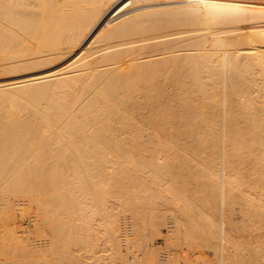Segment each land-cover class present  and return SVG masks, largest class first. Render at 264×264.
Here are the masks:
<instances>
[{"label": "bare ground", "instance_id": "obj_1", "mask_svg": "<svg viewBox=\"0 0 264 264\" xmlns=\"http://www.w3.org/2000/svg\"><path fill=\"white\" fill-rule=\"evenodd\" d=\"M43 1H45V0H42V1L41 0H0V51L4 52L5 49H9L12 47L13 49H11V50H13V52H14V49L16 48V47H14V45L16 46V44H17V48L15 49V50H17V54L15 56H13V58L9 57V59L7 60L8 62L7 63L4 62L3 66L5 68H8V70H11V71H18L19 72L21 70H27L31 73V74H29V78H27V79L14 81L11 83L0 84V198H1L0 201L4 202V203H0V211H2V213L5 216H8L12 213V204L11 203L13 201L11 202V199H10L11 195H15V196H18L19 194H21V196H22V194L27 195L30 198V200L25 198L28 203L30 202V204H31V203L35 202L38 205V208L46 214L47 223L48 222H49V224L51 223V229L54 233L55 245H54V247L51 246V249L49 248L48 250H50V253H51V255H49V256L53 255L52 258L50 259L51 263H53V262L55 263L56 261L69 258V256L72 259L71 255L68 253V249L66 250V247L68 248V246L70 247V244L73 245L76 242H78L79 241V240L77 241L78 237L80 238V241L86 246L85 249H87V251H89V252H92L94 255L97 252L101 242L112 243L114 245H115V243H117L116 242L117 238L115 235V228H116L115 227L116 217L114 215L115 213L113 215L107 213L105 218L101 219L100 222L97 221L98 223L96 224V218L98 219L96 214L100 213L101 211L103 212V210L104 211L105 210H108V211L112 210V209H108V207H107L109 204L108 203L109 201L107 202L105 200V198H108L109 196H108V190H106L107 188L104 187V181L107 182L106 179L104 180V178H106V170L109 167V165H114V166L118 165V168H119V165L120 166L121 165H127L128 168L130 166L131 167L133 166L138 170V172L135 169L132 171H136L137 173L141 172V174L142 173L143 174L148 173L150 176L154 177L155 179H157V178L160 179L159 176L157 175V172L160 173L161 169L159 168L160 165L158 167H157V165L160 164L161 162L163 163L164 160L162 159L161 162L158 161L159 163L156 161L157 162V164H156L154 160H151L155 156L154 155L155 153L150 154L151 151L150 152L148 151L146 153L147 150L145 149V147H146V145H151V146H154L155 149H158V146L161 145V144H158V146L156 145L158 143L157 141H159V139L161 137L160 136V131H161L160 126L163 125L162 122L164 121V120H161V118H160L161 117V110L160 109H163V104H165V102L167 100L162 104V107H160L161 106V102L159 100L161 97L160 90L154 89L155 92L150 91L149 94L146 92H143V91H142L143 92V94H142L141 91H139L140 92L139 93L138 91H136L134 89L129 90V88L127 89L124 85H121V83L119 84L118 79H117V77H119L118 75H121V74L124 75L125 73H127L130 70L129 67L132 66L134 63H135V65L141 64V69H139L138 71L141 72V70H142L143 73L141 75L146 76V77H148L152 72H153V74H151V76L159 74V73H157V71L159 72L164 68H170V69H172L171 71H173V72L178 71L181 73L184 71V72H192V73L194 72V74H195L196 72H198V70L203 69V72L205 70L208 72V74L211 72L217 74L218 71L219 72H221V71L226 72L227 71V74H228L229 73L228 70L230 68L238 67L240 65L245 66L246 68H251V69H252V67L256 68V66L257 67H263L262 66L263 61L260 58L263 55L260 52L255 51L257 48L254 50V49L249 48V47L244 48L243 46L244 45L250 46V45L257 43V44L264 47V38L258 37L257 35L255 37H252L253 35L250 37L249 36L250 34H248L244 39H240L238 36V33L237 34L234 33L235 35L232 34V36H231L230 34H227L226 30L224 32V28H226L227 26L224 25L225 26L224 27L222 25L224 28L221 27V24H222L221 21L223 20V18H226L225 17V15H227L226 14L227 12H225L226 10L223 12L218 11L219 14H217L218 13L217 12L216 13L217 15H214L213 13H215V12H212V10H211L212 14H209L211 12L205 13L208 11L207 9H206L207 11H201V10H199L193 6H189V7L186 6V8L184 6V8L187 11H186V14L184 16L179 18V21H180V23L182 22V24L184 23L185 25H187L190 28L187 29V31H189V33L188 34L185 33L187 35L186 36L187 38H185L184 41L182 40V42H184L183 44L181 43L182 45H180V42H176V43H179L178 45H180V46H178V45L176 46V43L175 44L173 43L172 35L170 33L164 34L163 36H160L161 40L159 43L154 44L151 41H143V42L135 43V45L140 44L141 50L139 53L141 55L139 57H137L134 54H130V55H133V57L129 58L130 60L127 59V61H129V62H125L122 60L121 56L117 53L118 50H115V49H117V47H119V44H120L119 42H121V41L111 42V40H107V41L104 39L101 40V39H99V37H101L100 35L103 32L110 35L114 28L117 29L116 28L117 26L118 27L120 26V28H121V26H124V25L128 26L129 24L128 25H126V24L130 23V21L133 22L134 15H132L131 13L126 14V15L123 14V16L121 15L120 17H117L116 19L109 21V22H107V23H105L99 27V22L101 21V19H99V20L95 19V18L93 19L94 16L92 17L91 14H89V13H94L96 11H99V9H102L101 8L102 6L107 7V10L109 11V9L110 10L114 9L113 7L115 4L117 5V3H114V5H112L111 0H107V1L102 0L104 2H101L99 4L93 2V0H49L48 3H45ZM82 1L85 2V7L82 8V6H80V8H82L83 10L85 9L84 13L82 10L79 11L78 10L79 8L73 7V6H76V4L81 3ZM113 2H115V1H113ZM165 3H166V6H170L169 8H167L168 10H175L176 9L175 7H171V5L174 4L175 2L164 1L161 4L159 3V4H155V5L159 6V5H164ZM82 5H84V4H82ZM78 7H79V5H78ZM147 7H149V6L147 5ZM150 8H151V6H150ZM131 9H134V8H131ZM102 11H105V10H102ZM112 11L113 10H111L109 12L111 13ZM105 13H107V12H105ZM80 15H82V16H80ZM94 15H96V14H94ZM105 18H107V17H105ZM263 18H264V15H263ZM232 21L234 22V20H232ZM143 24H145V23L143 22ZM131 25H132V29H134V30L140 29L139 27H137V25L134 22ZM261 25H262V23H261ZM96 26L98 27V29L95 32L94 29H96ZM125 26H124V28H125ZM142 26H144V25H142ZM142 26L140 25L141 28H142ZM230 26L232 27V25H230ZM148 27H150V26H148ZM239 27H241V26H239ZM143 28H145V27H143ZM128 29H126V30H128ZM132 29H130V31ZM137 30H135V31H137ZM180 30H184V28H182ZM230 30H232V29H230ZM184 31H186V30H184ZM160 33H159V35H160ZM107 34H105V35H107ZM234 36H238V37L234 38ZM102 38H103V36H102ZM105 38H106V36H105ZM211 38H220V44L217 46H213L210 42V40H212ZM139 39H141V38H139ZM120 40H122V39H120ZM124 42L126 43L125 40H124ZM208 43L211 46L209 49L206 47V45ZM131 44H133V43H131ZM155 45H161L162 46V48H161L162 52L155 53L154 52L155 51ZM84 46H87L86 50H84L83 52H80L81 50H83ZM175 46L177 48H175ZM20 52L24 53V54H21ZM10 53H11V51H10ZM218 53H220L219 55L223 54L224 56L222 55V57H226L227 62L225 63V65L224 64L222 65V63H220V62H222L221 60H224L225 58L223 59L222 57H220V60H219V56L217 57ZM0 54H2V53H0ZM252 55H255L253 57L255 60L254 59H253L254 61L250 60V62L247 61L249 58H251ZM67 59H70V61H68L62 67H60L58 69L55 68V70H52V71L46 70L47 68H49L53 65L62 63V61H65ZM244 59H247L246 63L242 62ZM262 59H264V58H262ZM2 61H3V59H2ZM0 64H1V62H0ZM6 66H8V67H6ZM223 66H225V67L223 68ZM101 67H104V68L100 69ZM256 69H253V70H256ZM259 70L262 71L261 69H259ZM244 71L245 70H243V73H244ZM161 72H163V70ZM178 72H177V74H178ZM192 73H189L191 75L190 77H193L194 74L192 75ZM222 74H224V73H222ZM186 75L187 74H185V76H184L185 77L184 81H186V79H187ZM202 75L204 77H208L207 74H206V76L204 75V73ZM210 75H211V78H213L214 75L212 73ZM180 76L181 75L178 74V77H180ZM195 76H194L195 80L199 79L198 80L199 83H197V81L195 82V80L193 81L192 79H194V78L191 79V81H192L191 83L194 82V84H192L194 86H196L195 83L200 84V85H198L200 87H196V88H198V90H199L203 87L201 89L202 91L201 90L197 91L194 89L195 88L194 87L193 88L194 92H193V89L191 87H189V84H188V86H186L187 84L186 85L184 84V86H182V89H180L181 91L179 90L180 92H182L183 89L185 90L184 93L182 92L184 98L182 96H181V98H183L185 100V97H187L188 102H191L190 100H193L194 98H196L197 97L196 95L199 96L200 92H201L200 95L202 96V98L203 97L208 98V96L206 97V95H209L208 92H210V94L213 92H216V90L213 91L215 89V87L213 90H211L209 88L208 84L205 86H204V84H202L203 83L202 80L205 81L204 83H206V82L209 83V81H206V79H204L203 76H202V78H201V76L198 78V74ZM216 76H219V74H217ZM251 76H253V75H251ZM178 77H176V80ZM182 77H183V75H182ZM254 77L255 76H253V78ZM256 77H258V76H256ZM149 78H150V76L146 79L148 80ZM239 78L242 79L241 76ZM189 79L190 78L188 75L187 83H188ZM151 81L152 80H150L149 82H151ZM138 82H139V80H138ZM223 82L225 83V81H223ZM228 82L226 80V83H228ZM181 83L183 84V82H179V84L177 83L176 86L181 85ZM210 83H213V82L210 81ZM227 85H230V83ZM154 87H157V86H154ZM160 88H162V87H160ZM176 88H174V89L176 90ZM208 88H209V91L206 90ZM212 88H213V85H212ZM141 89H142V87H141ZM151 90H153V89H151ZM262 90H263V88H262ZM176 91H178V90H176ZM195 91H196V93H195ZM153 92H154V94H153ZM172 92H174V91H172ZM197 92H198V94H197ZM182 93H181V95H182ZM192 93L196 94V95L193 94L195 96V97L193 96L194 98H191ZM203 93H204V96L202 95ZM213 94L209 95V98H210V96L213 97ZM215 94H218L217 98L219 99V95H220L219 92L217 91V93H215ZM215 94H214V96H216ZM171 96H173V95H171ZM179 97L178 96L175 97V99L177 98L178 102H179V100H178ZM181 98H179V99H181ZM189 98H190V100H189ZM217 98L215 97L216 100L214 98L208 99V100L206 99L207 104L210 103L208 105L209 108L211 107V105L213 107L212 110L210 109L211 110L210 112H212L214 110L218 111L217 106H219V104L217 103V100H218ZM183 99H182V101H183ZM251 99H254V96ZM204 100L201 99L202 103L206 102ZM209 100H210V102H209ZM194 101L197 102L196 100H194ZM195 102H194V104H195ZM26 103H29L30 106L28 104L26 105ZM185 103L187 104V102H184V104ZM191 103H190V105H191ZM10 104H11V107H10ZM16 104L21 105L22 108H23L22 105H24L25 109H27L28 111L26 110L27 112L25 113V110L23 109V111L25 113V114H23V112H22L23 115L14 112L13 110H15V109H12V107H15ZM174 104H176V102ZM174 104H172V105H174ZM180 104H181V100H180V103L178 105H180ZM203 104L201 105V107L205 106V108L207 109L208 106L203 105ZM165 105H164V107H165ZM172 105H171V107H172ZM181 105H183V104H181ZM167 106H169V105H167ZM193 106L194 105L192 104V107ZM248 106H250V105H248ZM259 106H260V104H259ZM175 107H174L173 111H175ZM216 107H217V109H216ZM178 108H180V106ZM192 109L198 110L200 108H197V107H195V109L190 108L189 110L191 111V113H192ZM179 110L180 109H178V112L182 111V110L181 111H179ZM197 110H195V111H197ZM201 110H203V109H201ZM208 110L209 109H207V111ZM254 110H255V108H254ZM136 111H138V114H136ZM169 111L170 110L167 109L166 113ZM186 111H188V109ZM190 111H188L189 112L188 115H187V112L185 113L186 116H188V118L190 115ZM207 111H205V113H207ZM215 111H214V113H211V115L214 114V116L213 115L211 116V117H213L214 121H215L214 117L216 118V116H215L216 112ZM201 112H199V113H201ZM220 112L221 111H219V113ZM171 113H172V111H171ZM174 113L176 115V112H173V114ZM199 113H197V114H199ZM243 113H244V111H243ZM249 113L252 114V112H250V111H249ZM249 113H248V115H249ZM149 114L154 115L155 116L154 118L157 120L159 119L160 122L156 121L154 123L149 124V123L142 121L141 118L136 117V115L146 117ZM164 114H165V111H164ZM164 114H162V115H164ZM195 114H196V112H195ZM203 114L204 113H201V115H203ZM207 114H209V111ZM182 115L180 114V116H182ZM228 115L229 114H227V117H229ZM194 116L195 115H193L192 117H194ZM217 116H219L218 112H217ZM221 116H222V113H221L220 117ZM171 117H174V116L172 115ZM183 117L184 116H182L181 119H183ZM254 117L255 116L253 114V120H254ZM186 118H184L185 120L184 119L182 120L185 123H186V120H188V118L187 119ZM203 118H207V115H206V117H204V115H203L202 118L200 116V120H201L200 123L203 122V120H204ZM209 118H210V116H209ZM222 118L223 117H221L220 119H222ZM178 119H179V115H178ZM231 119H228V120H229V122L231 120V123H232L234 118H231ZM195 120L196 119L194 118L193 119L194 123L195 124L198 123V125H199V122H196ZM218 120H219V117H218ZM261 121L262 120H260V118H258V120L255 123V127H256L255 129H258V130H255V132L259 131L260 137L262 134H264V120L262 122ZM75 122L77 124L81 125L80 126L81 128H79V129H81L82 134H80V132L77 130L76 125L75 126L73 125V123H75ZM174 122H176V121L174 120ZM236 122L237 121H235V123ZM204 124L205 123H202V125L200 124L201 126L200 125L199 126L201 128H202V126L205 127ZM207 124H208V122H207ZM207 124H206V128L208 127ZM227 124L229 125L228 122L226 123V126H227ZM183 125L185 126V124L182 123V125H181L182 127L179 126L178 128L181 130V128H183ZM191 125L189 124L190 127H191ZM193 126H195V125H193ZM193 126L191 127V129L188 128L189 132H187L186 129L184 130V128L180 132H183V130H184L183 134L185 133V131L187 133H190V131H192L194 133L196 130L194 129L195 127L193 128ZM209 126H211V125H209ZM228 127H229L228 133H230V134L228 135L226 133L228 135V137H226L227 139L230 138L229 136L231 135V132L234 133L236 130L238 132V129L241 128L240 127L238 129H236L237 127H234L233 124L231 126H228ZM252 127L253 126H251L250 128H252ZM197 128H199V127L197 126ZM207 129H210V127ZM207 129H203V130H207ZM252 129H250V130H252ZM210 130H207V131L212 133L213 129L211 128ZM176 131H178V130H176ZM214 131H216V130H214ZM197 132H199V131H197ZM200 132H202V131H200ZM203 132H205V131H203ZM252 132H254V131H252ZM220 133L218 135H220ZM233 133H232V135L236 134V133L235 134H233ZM249 133H251V132H249ZM183 134H182V136H184ZM190 134H189V137H191ZM207 134L209 135V133H207ZM213 134L214 133H212V136H213ZM178 135H179V133H178ZM191 135L193 136V134H191ZM186 136H188V135L186 134ZM195 136L199 137L197 135V133H196V135H194V137ZM212 136H209V137H212ZM205 137H206V139H203L204 138L203 137L202 141L205 140V142H206L207 139L210 140L209 138H207L208 136H205ZM218 137H221V135ZM238 137H235L236 139L234 138L235 141L231 137V139L235 142V143L233 142L234 144L237 143L236 140H240V137H239V139H237ZM186 138H188V137H186ZM199 138H198V140L201 141ZM189 139L190 138H188L187 140H189ZM163 140H164L163 144L166 143L165 139H163ZM183 140H185V139H183ZM212 140H214L213 137L211 139V142H213ZM219 140H221V138ZM219 140L217 141L218 143L220 142ZM166 141H167V139H166ZM189 141H192V140H189ZM227 141H226L225 148L228 144ZM184 142H181V143H184ZM239 142H238V144H239ZM258 142L259 141H257V143ZM135 143L138 144V145L136 144L137 148L135 146ZM159 143H160V141H159ZM167 143H169V141H167ZM171 143H169L170 145L167 144L166 152L169 151L167 153H170L171 150H173V153H174L175 148L169 150V148H171V145L173 144V143L172 144ZM208 143H206V144H208ZM252 143H254V142H252ZM189 144H191V143H188L185 145H187V147L191 148L192 145H189ZM195 144L197 145L198 143H195ZM200 144H201V142H200ZM232 144H230V145H232ZM243 144H246V143L244 142ZM256 144L255 145L251 144V145L256 146ZM261 144H262V141H261ZM261 144L259 143L258 145H261ZM196 145H195V147H196ZM263 145H261V146H263ZM155 146H157V148ZM172 146H175L178 148V146H176V145H172ZM212 146H213V144H212ZM214 146L216 147V145H214ZM235 146H237V144ZM239 146H240V148L242 147V145H239ZM161 147H159V148H161ZM163 147H166V144ZM219 147L221 149L222 146L219 144ZM151 148L153 149V147H151ZM151 148H150V150H151ZM229 148L227 147V149H229ZM240 148H237V149L240 150ZM147 149H148V147H147ZM179 149H181V148L179 147ZM233 149H231V151H229L230 154L232 153ZM245 149H244V151H246ZM190 150H184V146H183L182 153L184 155H186L188 158L189 157L188 153H191V152H188ZM193 150L194 149H192V153H193ZM195 150H196V148H195ZM216 150H213V151H216ZM249 150H251V149H249ZM260 150H263V149L261 148ZM154 151L155 150H153V152ZM236 151H238V150H236ZM134 152H136V154ZM176 152H175V154H176ZM219 152H222V151H219V149H218V153ZM171 153H172V151H171ZM182 153L180 152L178 155H182ZM194 153H196V152H194ZM214 153H216L215 155H217V151ZM227 153H228V150L225 154H227ZM220 154L217 156L221 157L222 154L221 155ZM236 154L238 155V152H236ZM236 154H235V156H236ZM263 154H264V152H262V155ZM195 155H196V157H198L197 154H194L192 156L195 157ZM156 156H157V154H156ZM208 156H209L208 159L210 158L213 160V158H211L212 156H210V155H208ZM232 156L234 157V155H232ZM259 156H261V155H259ZM167 157L170 158L171 155H167ZM177 157L179 160H181V158H179V156H177ZM182 157H183V155H182ZM227 157H229V156L225 155L223 162L221 161L222 157L220 158L221 160L220 159L216 160L217 157H215V160H213V162L210 161L211 164H210V162L206 163L208 161H206V159H205V163L209 164V167H210V165H213V163H215L214 161H216L218 163H220V161H221L222 166H217L218 168L217 167L216 168L218 170L213 172V173H215V175H213V174L212 175H213V177H215V180H217L216 177H218V180H220V182H221L220 186L217 187V191H218V193H220L222 200L231 202V201H233L232 195L236 191L235 189H237V191L240 190L239 194L242 193V189H240V188L238 189L237 186L240 187L241 184H244L242 186H244V188H245V185H246L245 183H248V182L243 183L242 180L239 178V175H242L243 173L241 172V167H239L240 168V172H239V168L236 167V165L238 166V164H240V163H237L236 160L231 162V160H234V159L230 160V157H231V155H230L228 160H230L229 161L230 163L236 162V164L234 163L235 164V166H234V164L228 163ZM262 157H264V156H262ZM262 157H261V159H262ZM163 158H164V156H163ZM165 158H166V156H165ZM190 158L191 157H189V159ZM202 158L204 159L205 157H202ZM257 158H259V157H257ZM158 159H159V156H158ZM158 159L156 158V160H158ZM184 159L186 160V158H184ZM184 159L182 160L183 162L185 161ZM189 159H188V161L187 160L186 161L190 162ZM197 159H199V158H197ZM165 160L167 161L169 159H165ZM237 160L239 161V159H237ZM261 161H262L261 163L264 162L263 159ZM191 162H192V158H191ZM257 162H260L259 159L257 160ZM197 163L199 164V162H196L195 164L198 165ZM165 164L167 165V164H169V162H167ZM228 164H229V167L227 166ZM128 165H130V166H128ZM153 165H156L155 168L157 167L156 172L154 171ZM166 165H165V167H166ZM230 165L231 166L233 165L234 168H236V169L232 170L231 169L232 167H230ZM58 166L67 167L66 171L58 169L57 168ZM239 166H241V164ZM123 167H125V166H123ZM150 167H153V171L149 170ZM111 168H112V166H111ZM122 168H121V170L124 171ZM158 168L160 170H158ZM228 168L231 169V171L233 173L232 175L230 174V170ZM237 168H238V171H237ZM114 170H112V173H114V174L117 173L115 175H118V172H120V170L118 172L117 171L114 172ZM206 170H207V168H206ZM234 171H236V173H238V172L240 173V174L238 173L239 175L236 177V178H238L239 181H237L236 178L233 179L235 183L239 182L238 184L236 183L237 185H235L234 182L232 181V176H234ZM127 172L128 171H125L122 173L127 174ZM136 172H134V173H136ZM165 172H167V171L165 170ZM260 172L263 173V176H264V172L261 170H260ZM161 173H163V170ZM141 174L140 175H138V174L132 175L130 172V175L127 174L126 176H127V178H130L129 181H132L131 182L132 184L133 183L137 184L138 183L137 179L143 178L142 177L143 174L142 175ZM148 174L146 176H149ZM164 174L165 173H163L162 175L166 177V175H169L171 173H166V175H164ZM119 175H120V173H119ZM236 175L237 174H235V176ZM169 176H171V175H169ZM169 176H167V178H169ZM173 176H174V174H173ZM120 177L122 178V176H119V178ZM124 177L125 176H123V178ZM160 177H162V176L160 175ZM260 177H261V175H260ZM127 178L125 177V179H127ZM174 178H177V177L174 176ZM262 178H260V179L264 181V179H262ZM150 179H152V178H150ZM170 179H172V178L170 177ZM173 179L171 181H173ZM246 179H248V178H245V180ZM142 180L144 181V179H142ZM142 180L139 179L138 181L139 182L141 181V183H143ZM176 180H175V182L178 181V180L177 181ZM212 180L213 179H211V181ZM249 180H251V179L249 178ZM135 181L137 183H135ZM146 181H147V179H146ZM171 181H170V185L171 184L172 185L170 187H168V190H169V188H170V190H173L172 186L174 187L175 183L173 182L174 183L173 184ZM214 182H216V181H214ZM162 183H163V181H161V184ZM140 184L137 185V187L139 186V192L142 189L144 191L145 188H147V190L150 189L148 186L149 183L146 182V185L147 184L148 185L145 188H144L145 184H144V186L143 185L141 186ZM150 184H152V183H150ZM161 184H159L160 187H161ZM248 184L250 185V183H248ZM113 185H114V183H113ZM125 186H127V184L125 185V183H124V187ZM140 186L143 187V188H141V190H140ZM151 186L152 185H150V187ZM167 186H169V185H167ZM175 186H177V187H175V190H173V192L170 190L168 191L170 196L172 195L171 196L172 198H173V195L175 196V194H177V192L181 194L182 193L181 190H183V188L182 189L179 188L180 186H178L176 184H175ZM158 187H156V188H158ZM160 187H159V191H160ZM248 187L245 189H248L247 192L249 194V192H250L249 188L250 187L249 188ZM263 187H264V184H263ZM119 188H121V187H119ZM119 188L117 187V189H119ZM125 188H127V187H125ZM129 188H130V186H129ZM260 189H264V188L261 187ZM114 190H116V189H114ZM147 190L145 189V191H147ZM152 190H153V188H152ZM152 190L150 191L151 195H153L152 193L157 195V193H155V190L154 191H152ZM127 191H128V189L127 190L125 189V192H127ZM130 191H131V188H130ZM134 191L135 190H133V192ZM174 191L176 193H174ZM156 192H158V191H156ZM171 192H172V194H171ZM184 192H185V190H184ZM117 193L120 196L121 192L119 193V191H118ZM146 193L148 194V192H146ZM125 194H127V193H125ZM131 194L132 193H129L128 197L129 196L131 197ZM161 194H163V191H162V193H160V192L158 193V195H161ZM183 194H181V195H183ZM163 195H165V191H164ZM246 195H247V193H246ZM261 195H259V197H262L264 199V197ZM91 196H93V199H94V197L96 198L95 201L90 202L88 200L89 197H91ZM157 196H155V197H157ZM234 196L235 195H233V199H235V201H234L235 203L240 202V204H241L242 201H245V203L247 202V197L243 196V194H242V196L245 197V199L241 196L244 199V200H242V198L238 195L239 196L238 202H236L237 195H236V197H234ZM249 196L250 197L248 199L250 200V198H252V197H251V195H249ZM18 197H20V195ZM133 197H134V194H133ZM152 197H148V199L150 198V201H151ZM163 197L164 196H162V198H161L162 200H163ZM22 198H23V196H22ZM129 198L126 200L127 202L124 203V204H126V206H128V203L131 204L130 201L128 202ZM157 198H155V199L152 198L153 200H155V201L152 200L154 202L155 207H157V205H158V204H156ZM159 198H158V201L160 203L161 200H159ZM257 198H258V196H257ZM124 199H125V196H124ZM132 199L133 198H131V200ZM144 199H142V201H144ZM146 199H147V197H146ZM258 199H261V198H258ZM117 200L119 203V199H117ZM164 200H165V198H164ZM18 201L22 203L21 204V206H22L24 203L23 200L20 199ZM123 201L125 202V200H123ZM250 201L247 203L248 205H249V203L252 202V201L251 202ZM259 201H262V200H259ZM132 202H133V200H132ZM146 202H147V200H146ZM134 203L135 202L132 203L133 204L132 208L134 206H138V205H139L138 207L141 208V205L144 204V203L143 204L141 203V205L140 204L134 205ZM147 203H145L144 205L146 206ZM170 203L172 205V202H170ZM262 203H263V201H262ZM262 203L261 202L257 203V205L259 204L258 207L261 208ZM106 204H107V206H106ZM124 204L123 205L121 204L122 206L119 204L118 205H119V207L120 206L123 207V210H124V208H125ZM247 204H245V207ZM26 205H28V204H26ZM147 205L149 206L150 203ZM171 205L169 204V206H171ZM248 205H247V207H248ZM251 205H252V203H251ZM251 205H250V207H252ZM130 206H129V208H131ZM160 206L161 205H159V207H158L159 209H157L155 207L150 208V206H149V209H146L145 211H142L139 208H137V209L134 208V209H132L134 212H132V211L131 212L134 214L135 213L139 214V216H140V214H143V213L145 215L147 214L146 218H148V222H149V223L147 222V224L150 226L151 232H152V230H154V232H155L156 228L161 227V225L165 226V225H163V222H164L163 216H165V214L163 213V211H164L163 207L164 206H162L161 209H163V210H161V211H160ZM263 206H264V204H263ZM256 207L257 206H255L252 209H255ZM109 208H111V207H109ZM127 208L128 207H126V209ZM144 208H143V210H144ZM167 208H169V207H167ZM115 209H114V211H115ZM261 209L263 212L264 207H262ZM130 210H128V211L130 212ZM170 211H171V209H170ZM199 211L203 214L205 213V212H202L201 209ZM248 211H247V213H248ZM125 212H127V211H125ZM105 213H106V211H105ZM109 213H111V212H109ZM165 213H166V211H165ZM95 216H96V218H95ZM134 217H136V216L134 215ZM141 217L142 216H140V218ZM146 218L144 217V219H146ZM166 218H168V217H166ZM99 219H100V217H99ZM136 219H138V218H136ZM131 220H132V218H131ZM141 220H143V218H141ZM141 220H139V221L142 224L146 222V221L144 222V220H143V222H141ZM230 220H232V219H230ZM230 220L226 221V225L224 227H222L221 223H217L215 220H212V219H210L211 223L210 224L208 223V227H209L210 231H214V232L218 231L217 233H224V239L221 240V242H220L222 245H224L222 247L223 256L229 252L231 253L232 250H234V249L231 250L232 244L230 245L231 240H230L229 230L232 231L230 229V225H231ZM135 221L132 220V224H133V222L135 224L136 223ZM139 221H137L138 222L137 224H139L141 226H139V225L138 226L143 227L142 224L139 223ZM79 223H81V225L85 224L86 226H84V227L82 226V228H80ZM180 223H181V221H180ZM96 225L101 226V230H98V228H97L98 232H93V230H91V229H93L95 227L94 229L96 231ZM136 225H134L133 227H136ZM231 226L233 227V224ZM236 227H239V226H236ZM69 228H71V229H69ZM73 228H74V232L72 231ZM147 228L149 229L148 226H147ZM214 228L216 230H214ZM130 229H132V225H131ZM143 229H145V227ZM184 229L187 230L188 228L187 229L184 228ZM235 229L237 230V228H234V230ZM134 230L135 229H133L132 231H134ZM185 230L183 231V229H182L183 233L185 232ZM82 231H84V232H82ZM85 231H86V233L89 232V234L88 235L85 234ZM132 231L130 233L133 234ZM147 231L148 230L145 229V232H147ZM70 232H73L72 234H74V235H72ZM136 232H138V230ZM154 232H152V233H154ZM238 232H239V228L237 230V233ZM134 233H135V231H134ZM143 233H144V230H143ZM150 233L147 232L148 237H149V235H151ZM186 233H188V232H186ZM241 233H242V231H241ZM155 234H157V233L155 232L154 234H152V236ZM242 234H244V232ZM187 235L188 234H185V236H187ZM235 235L237 236L238 234H235ZM235 235H234V237H235ZM138 236H139V234H138ZM239 236H241V234L238 235V238H239ZM232 237H233V235H232ZM138 238L143 240V236H142V238H141V236H139ZM144 238H145V236H144ZM238 238H236V239H238ZM148 239H146V240H148ZM227 240H229V244H227V242H226ZM142 242H144V241H142ZM233 242L235 243L236 240ZM236 243L238 244V242H236ZM236 246L238 247V245H236ZM236 246H233V247L235 248ZM239 246H241V245H239ZM252 248H253V246H252ZM235 249H237V248H235ZM250 250H248V251L250 252ZM153 252H154V250H153ZM239 252H237V253H239ZM242 252L244 253V251H242ZM67 254H69V255L67 256ZM246 254H247V252H246ZM233 255H235V253L232 254V258L234 259ZM249 255L250 254L248 253L247 256H249ZM229 256H231V254H228V257L226 255L228 262L232 261L229 259L230 258ZM259 256H262V255L259 254ZM250 257L251 256H249V259H250ZM219 258H221V257H219ZM257 258H259V257H257ZM154 259H155V257H154ZM242 259H240V260H242ZM249 259L247 258V260H249ZM147 260H148V262H152L149 259H147ZM224 260H225V258H224ZM262 261L264 262V260H262ZM154 262H155V260H153V263ZM49 263H50V261H49ZM241 263H244V259H243V262H241ZM84 264H86V263H84ZM225 264H229V263L225 262ZM230 264H232V263L230 262Z\"/></svg>", "mask_w": 264, "mask_h": 264}, {"label": "rangeland", "instance_id": "obj_2", "mask_svg": "<svg viewBox=\"0 0 264 264\" xmlns=\"http://www.w3.org/2000/svg\"><path fill=\"white\" fill-rule=\"evenodd\" d=\"M104 1H107V0H104ZM104 1H102V0H93V2L98 3V4L101 3V2H104ZM111 1H112V3H111L112 5H114V3H117V5L115 4L114 7H113L114 9H111V10H113L111 13L109 12V11H111L110 9L108 11L107 7H103L100 4L102 6L101 7L102 9H99V11H96L94 13H89V14H91L92 17L94 16L93 19L94 18L98 19V20L101 19V21L99 22V27L102 26L103 24L109 22V21H112V20L116 19L117 17H120L121 15L123 16V14L126 15V14H130L131 13L132 15H134L133 22L137 25V27L140 28L138 30L135 29L137 31L132 29V25L131 24L133 22L130 21V23L126 24V25L129 24L128 26L124 25L125 28H124V26H121V28L123 27L122 29L120 28V26L119 27L117 26L116 27L117 29L114 28L113 31L111 32L112 35L111 34L109 35V34L103 32L100 35L101 37H99V39H101V40H103V39L106 40V41L107 40H111V42H113V41L114 42L121 41V42H119L120 43L119 47H117V49H115V50H118L117 53L121 56L122 60L125 61V62H129V61H127V59L130 60L129 58L133 57V55H130V54H134L137 57H139L141 55L139 53L140 50H141V46H140V44H136L135 45V43H139V42H143V41H151L154 44L155 43H159L160 40H161L160 36H163L164 34L170 33L172 35V37H173V43L175 44L176 42H180V45H182L184 43V42H182V40L184 41V39L187 38L186 37L187 35L185 33L188 34L189 31H187V29L190 28L187 25H185L184 23L183 24H182V22L180 23V21H179V18L186 14V11H187L185 9L186 6H188V7L189 6H193V7H196L197 9H199L201 11H207L208 10L205 13L211 12V10H212V12H215V13H213L214 15L219 14L220 11L223 12V11L226 10L225 11V12H227L226 13L227 15H225L226 18H223V20L221 21L222 22L221 27H223L224 25L227 26L226 28H224L225 26L223 27L224 28V32L226 30L227 34H230L231 36H232V34L235 35V34L238 33V36H239L240 39H244L248 34H250L249 35L250 37L252 35H253L252 37H255L257 35L258 37L264 38V18H263V15H264L263 14L264 13V0H186V1L185 0H124V1L123 0H111ZM113 1H115V2H113ZM164 1L175 2L174 4L171 5V7H175L176 9L175 10H168L167 8H169L170 6H166V3L164 5H159V6L155 5V4H159V3L161 4ZM43 2L48 3L49 0H47V1L45 0ZM82 4H84V5H82ZM78 5H79V7H78ZM147 5L149 7H147ZM80 6H82V8H84L85 7V2L82 1L81 3L76 4V6H73V7L79 8L78 10L79 11L82 10L83 13H84L85 9L83 10L82 8H80ZM150 6H151V8H150ZM184 6H185V8H184ZM131 8H134V9H131ZM102 10H105V11H102ZM105 12H107V13H105ZM212 12L209 13V14H212ZM94 14H96V15H94ZM80 16H82V15H80ZM105 17H107V18H105ZM232 20H234V22ZM143 22L145 24H143ZM261 23H262V25H261ZM140 25L141 26L144 25V26H142V28L143 27H145V28L142 29L140 27ZM230 25H232V27ZM148 26H150V27H148ZM239 26H241V27H239ZM182 28H184V30H186V31L180 30ZM97 29H98V27L96 26V29H94L95 32L97 31ZM126 29H128V30H126ZM130 29H132V30L130 31ZM230 29H232V30L234 29V30L232 31ZM159 33H160V35H159ZM105 34H107V35H105ZM102 36H103V38H102ZM105 36H106V38H105ZM238 36H234V38L238 37ZM139 38H141V39H139ZM120 39H122L123 41L120 40ZM211 39L212 40H210V42H211V44L213 46H217V45L220 44V38H211ZM124 40L126 41V43L124 42ZM131 43H133V44H131ZM178 44L179 43H176V46ZM180 45H178V46H180ZM87 46H84L83 50H81L80 52H83L84 50H86ZM176 46H175V48H177ZM14 47L17 48V44H16V46L14 45ZM206 47L209 49L211 46L208 43L206 45ZM243 47L244 48H248L249 47V48H252L254 50L257 48L255 51H258V52H260L263 55V56L260 57L261 60L263 61V65H262L263 67H257L256 66L257 69L255 67H252V69H251V68H246L245 66H241L240 65L238 67L230 68L228 70V72H229L228 74H227V71L226 72H222L221 71L224 74H222L221 72L218 71V73L217 72L216 73L219 74V76H216L217 74L211 72L213 75L215 74L213 76V78H211V75H210L211 73L208 74V72L205 71V70L203 72V69L198 70V72L200 74L198 72H196L198 74V78L200 76L202 78V76H203L202 74L203 73H204L205 76H206V74L208 75V77H204V76L203 77H204V79H206V81H209V83H207V82L204 83L205 82L204 80H202L203 83L201 81L200 82L202 84H204V86L208 84L209 88L211 90H213L214 87H215V89L213 91L216 90V92H213V91L212 92L215 94L218 91L219 94H220L219 95V99L217 98L218 94H215L216 96H214V94L213 93L210 94V92H208L209 95L213 94V97L210 96V98H209V95H206V97L208 96V98H204V97L202 98V96L200 95L201 92H200V94L198 96V95L195 94L196 91H195V93H192V97L191 96L190 97L194 98L195 96L193 94H195L197 97L194 98L193 100H190V98H189V100L192 103L188 102V98L187 97H185L186 101L183 99L184 98L183 97V93L185 92V90L183 89V91H182L183 93H182V92H180L181 91L180 89H182V86H184V84L185 85L187 84L186 86H188V84H189V87H191L192 89L195 87L194 89L197 90V91H199V90H201L203 88L202 87L199 90H198V88H196V87H200V86H198L200 84H197V83H199L198 82L199 79L195 80V77H196L195 75H197V74L196 73L194 74V72L192 73V72H184L183 71L182 72L183 74H182L181 72H178V71L173 72V71H171L172 69H170V68H164V69H162L163 72H161L162 70L159 71V72L157 71V73H159V74H156V75H153V76H151V74H153V72H152L149 75L151 79L149 78L147 80L146 78H148L149 76L148 77L142 76L141 75L143 73L142 70H141V72L138 71L139 69H141V64L140 65H135V63H134L132 66L129 67L130 70L127 73H125L124 75H122V74L118 75L119 77H117V79H118L119 84L121 83V85H124L127 89L129 88V90L134 89V90H136L138 92L141 91L142 94H143V92H146V93L149 94L150 91H154L155 92V90H160V94H161V97L159 99L160 102H161V106L160 107H162V104L167 100L165 102L166 105L163 104V109L164 110L159 108L161 110V117L160 118H161V120H164V121L162 122L163 125L160 126V129H161V131H160V136L161 137L159 139L160 143H159V141H157L158 143L156 145L157 146H158V144H161V145L158 146V149H155L154 146H151V145H146V147L145 146L144 147L147 150V151L145 150L146 153L148 151L149 152L151 151L150 154L151 153L152 154L155 153L154 154L155 158L153 157L151 160H154L156 164H157L158 161L161 162L162 159L164 160V162H163L164 164L169 162V164H167V165L165 164L166 167H165V165L162 162L161 163L163 165L160 163V164L157 165V167L160 165L159 166V168L161 169L160 173L163 170V173H165L164 175H166V173H171V174H169L171 176L166 175V177H165V176L162 175L163 173L160 174V173L157 172V175L161 179L160 180L158 178L155 179L154 177L150 176L148 173H146V174L142 173L143 175L141 174V172L137 173L138 170L135 167H133V166L131 167L130 165H128V166H130L129 168L127 167V165H121V166L119 165V168H118V165H115V166L114 165H109V167L106 170V178H104V180L106 179V181H107V182L104 181V187L107 188L106 190H108V196H109L108 198H105V200L107 202L109 201L108 203L110 204V205L108 204V206L106 204V206L108 207V209H112V210H109V211L105 210L106 213L103 210V212L101 211L100 213L96 214L98 219L96 218V216H95V218H96V224H97L98 222H100L101 219L105 218L107 213L108 214H112V215L115 213L114 214L115 217H116L115 235H116V238H117L116 239L117 243H115V245L112 244V243L101 242L97 252L94 255L92 252H89V251H87V249H85L86 246L80 241V238L78 237L77 238V241L79 240L78 242H76L73 245L70 244V247L68 246V248L66 247V250L68 249V253L71 255L72 259L69 256V258L56 261L55 263L54 262L51 263L50 259L52 258L53 255L49 256V255H51V253H50V250H48V249L49 248L51 249V246L54 247L55 239H54V233H53V231L51 229V223L49 224V222L47 223V221H46V217H47L46 214L38 208V205L35 202L31 203V204H30V202L28 203L26 199L30 200V198L27 195H23L22 194L23 198H22L21 194H19L20 197H18L19 195L18 196L11 195L10 196L11 197L10 198L11 202L13 201L11 203L12 204V213L10 215H8V216H5L2 213V211H0V264H48L49 261H50L51 264H84V263H86V264H177L179 262H182L183 264H223V263L225 264V262L229 263V264H230V262L232 264H236V263L237 264H245L246 262H247L246 264H264V262L262 261V260H264V253H263L264 252V234H263L264 233V209H263V212H262V209H261L262 207H264L263 206L264 199L262 197H259V195H261V194H262L261 196L264 197V191H263L264 189H260L261 187L264 188L263 187L264 181L260 179L262 177H263L262 179H264L263 173L260 172V170L264 172V170H263L264 169L263 168L264 167L263 166L264 162L261 163L262 159L264 161V157H262V156H264V154L262 155V152H264V145H263L264 144V137H263L264 134H262L261 137H260L259 136L260 135L259 131H256L257 133L255 132V130H258V129H255L256 128L255 127V123L258 120V118H260V120H262V121L264 120V93H263L264 92V59H262V58H264V47L259 45V44H257V43H255L253 45H250V46L244 45ZM161 48H162L161 45H155V51L154 52L155 53L162 52ZM11 49H13V48L11 47L9 49H5L4 52L0 51V53H2V54H0V59H1L0 60V62H1V64H0V84H5V83H11V82H14V81L24 80V79L29 78V74H31L27 70H21L19 72L18 71H11V70H8V68H5L3 66L4 62L5 63L8 62L7 60L9 59V57L13 58V56H15L17 54V50L14 49V52H13V50H11ZM10 51H11V53H10ZM21 54H24V53H21ZM219 54L220 53H218L217 57L219 56V60H220V57H222L223 54L222 55H219ZM254 56L255 55H252L251 58H249V59L247 58L248 60L244 59L242 62L246 63L247 61L250 62V60L254 61L255 60L253 58ZM222 58L223 59L225 58V59L221 60L222 62H220V63H222V65L223 64L225 65V63L227 62L226 61V57H222ZM2 59H3V61H2ZM68 61H70V59L62 61V63L53 65V66L47 68L46 70L52 71V70H55V68L58 69V68L62 67L63 65H65ZM6 67H8V66H6ZM224 67L225 66H223V68ZM103 68L104 67H101L100 69H103ZM253 69H256V70H253ZM259 69H261L262 71H260ZM243 70H245L244 73H243ZM177 72H178L179 75H181L180 77H178ZM189 73H192V75L194 74L193 77H190L191 75ZM185 74H187L186 75L187 79H188V75H189L190 79L188 80V83H187V79H186V81H184L185 80V77H184ZM182 75H183V77H182ZM251 75H253L255 77L253 78V76H251ZM240 76L242 77V79L239 78ZM256 76H258V77H256ZM176 77H178L177 80H176ZM192 78H194V79H192ZM191 79L193 81L195 80V82L197 81V83H195L196 86L192 85V84H194V82L191 83L192 82ZM138 80H139V82H138ZM150 80H152L151 81L152 83L149 82ZM226 80H227V82L228 81L229 82L226 83ZM210 81L213 82V83H210ZM223 81H225V83ZM179 82H183V84L181 83V85H177L178 86L177 87L176 84L177 83L179 84ZM229 83H230V85H227ZM212 85H213V88H212ZM154 86H157V87H154ZM141 87H142V89H141ZM160 87H162V88H160ZM174 88H176V90H178V91H176ZM209 88L206 89V90L209 91ZM262 88H263V90H262ZM151 89H153V90H151ZM194 89H193V92H194ZM172 91H174V92H172ZM154 92H153V94H154ZM181 93H182V95H181ZM197 94H198V92H197ZM171 95H173V96H171ZM202 95L204 96V93ZM176 96H178V97L180 96L179 98H181V96H182L183 98H181V99L178 98V100H179V102H178L177 98L175 99ZM253 96H254V99H251V98H253ZM215 97L218 99L217 103L219 104V106H217L218 107V111L214 110L216 112L215 113L216 118L214 117V119H215V121H214L213 117H211L212 115L214 116V114L211 115V113H214V111L210 112L213 109V107L211 105V107L209 108L208 105L210 103L207 104L206 99L207 100L208 99H212V98L215 99ZM182 99H183V101H182ZM201 99L202 100L205 99L204 101H206V102L205 103L203 102L204 103L203 104ZM180 100H181V104H183L184 106L181 105V104L178 105L180 103ZM194 100H196L197 102H195ZM193 101L195 102V104H194ZM173 102L174 103L176 102L177 105L174 104ZM184 102H187V104L185 103L187 106L184 104ZM209 102H210V100H209ZM190 103H191V105H190ZM27 104L29 105V103H26V105ZM172 104H174V105H172ZM192 104L194 105L193 107H192ZM202 104L208 106L207 109H209L208 110L209 114H207L208 111L205 108V106H202L203 108L201 107ZM259 104H260V106H259ZM164 105H165L166 108L164 107ZM167 105H169L170 107L167 106ZM171 105H172V107H171ZM248 105H250V106H248ZM22 106H23V108L21 107V105H17L16 104V106L12 107V109H15L13 111L16 112V113L22 114V112H23V114H25L28 110L25 109L24 105H22ZM175 106L176 107L180 106V108H178V107L177 108L180 109L179 111L182 110L184 113L182 111L178 112V109ZM10 107H11V104H10ZM174 107H175V111H173ZM195 107L200 108V109L197 110V109H195ZM217 107H216V109H217ZM190 108H194L197 111L192 109V113H193L192 114L191 111L189 110ZM254 108H255V110H254ZM23 109L25 110V113H24ZM167 109H169L170 111L166 113ZM185 109L186 110L188 109V111H190L189 118L185 114L187 112V115H188L189 112L186 111ZM201 109H203V110H201ZM164 111H165V114H164ZM171 111H172V113H171ZM205 111H207V113H205ZM219 111H221V112L219 113ZM243 111H244V113H243ZM249 111L252 112V114L249 113ZM173 112H176V115H175V113L173 114ZM195 112H196V114H195ZM199 112L204 113L203 114L204 117H206V115H207V118H203L204 120H203L202 123H205L204 124L205 127L202 126V128L200 127L202 125V123H200L201 122L200 116L202 118L203 115H201V113H199ZM217 112H218L219 116H217ZM197 113H199L200 115L197 114ZM221 113H222L221 117H223L222 119H220L221 118L220 117ZM248 113H249V115L250 114L251 115L249 116ZM136 114H138V111H136ZM162 114H164V115H162ZM177 114L179 115V119H178V115ZM180 114L181 115L183 114L182 115V116H184L183 119L186 118V117L188 118V120H186L187 124L182 121L183 119H181L182 116H180ZM227 114H229L228 115L229 117H227ZM253 114L255 116L254 120H253ZM170 115L171 116L173 115L174 117H171ZM193 115H195V116L192 117ZM209 116H210V118H209ZM136 117L137 118H141L142 121H144L146 123H149V124L150 123H154L156 121L160 122L159 119L158 120L155 119L154 118L155 116L151 115V114L147 115L146 117H142V116H138V115H136ZM218 117H219V120H218ZM194 118L196 119L195 120L196 122H199V125L201 124L200 126L198 125V123H196V124L194 123V121H193ZM231 118H234V120L237 121V122L235 123V121L233 120L232 123H231V120H232ZM228 119H231L230 122H229ZM174 120L176 122H174ZM181 122L185 124V126L183 125V128H184V130L186 129L187 132H189V129H191V127L193 125H195V126H193V128L195 127L194 128L196 130L195 132L197 133V135L200 138L197 137V136L194 137V135H196V133L194 132L195 133L194 134L192 131H190V133L193 134V136L190 133H187L185 131V133L188 135V136H186L185 133L183 134L184 130H183V132H180L183 129V128H181V130H180L178 128L179 126L182 127L181 126L182 125ZM207 122H208V124H207ZM227 122L229 123V125L227 124V126H226ZM189 124L190 125L192 124L191 127L189 126ZM206 124L208 126L207 128L210 127V129L211 128L213 129V131H212V133H214L213 136H212L211 132L207 131V130H210V129L206 128ZM232 124L234 125V127H237L236 129H238L240 127L241 128L238 129V132H237V130L234 133L231 132V135H232V133L233 134L236 133V134L232 135V136L230 135L229 136L230 138L227 139L226 137H228V135L230 134V133H228L229 132V130H228L229 127L228 126H231ZM73 125L74 126L76 125L77 130L80 132V134H82L81 129H79V128H81L80 127L81 125L77 124L76 122L73 123ZM196 125L199 128H197ZM209 125H211V126H209ZM251 126H253L252 128L254 130L252 128H250ZM203 129H207V130H203ZM250 129H252V130H250ZM176 130H178L179 132L176 131ZM214 130H216V131H214ZM197 131H199V132H197ZM200 131H202V132H200ZM203 131H205L206 133L203 132ZM248 131L251 132V133H249ZM252 131H254L255 133L252 132ZM218 132L219 133L221 132L220 133L221 137H218V136H220V135H218L219 134ZM178 133H179V135H178ZM207 133H209V135ZM182 134L184 136H182ZM189 134H190L191 137H189ZM205 136H208L207 138H209L210 140L207 139L206 142H205V140L202 141L203 137H204L203 139H206ZM209 136L213 137V139H214V140H212L213 142H211L212 137H209ZM234 136L235 137H238V136L240 137V140H236L237 146H235L236 144H234L235 143L234 141L236 139ZM186 137L190 138L189 140H192V141L187 140L188 138H186ZM231 137H232V139L234 141L231 139ZM239 137L237 139H239ZM198 138L201 141H199ZM220 138H221V140H219ZM163 139H165V142H166L164 144H163V142H164ZM166 139H167V141H169V143L172 142L173 143V144L171 143L172 145L178 146V148H177V147L171 145V148H169V150L175 148L174 149V153H173V150H171L172 153H171V151H170V153H167L169 151L166 152L167 144H169V143H167ZM183 139H185V140H183ZM218 140L221 143L220 142L218 143L217 142ZM184 141L185 142L187 141V142L185 143ZM226 141H227L228 144H227V146L225 148ZM243 141L246 144H243L244 143ZM257 141H259V142L257 143ZM261 141H262V144H261ZM181 142H184V143H181ZM200 142H201V144H200ZM238 142H239V144H238ZM252 142H254V143L256 142L257 143V144L255 143L256 146H253L255 144L252 143ZM188 143H191V144H189V145H192L191 148L187 147V145H185V144H188ZM195 143H198L199 145L198 144L196 145ZM206 143H208V144H206ZM259 143L261 145H263V146L258 145ZM136 144L137 143H135V146L137 148L138 144L137 145ZM165 144H166V147H163V146H165ZM212 144H213V146H212ZM219 144L222 146L221 149L219 147ZM230 144H232V145H230ZM251 144H253V145H251ZM195 145H196V147H195ZM214 145H216V147ZM239 145H242V147L240 148ZM157 146H155V147L157 148ZM183 146H184V150H190L191 149L190 151H188V152H191V153H188V156L192 158V162H191V158L190 159H189V157L187 158V156L182 153ZM231 146L233 148L235 147L234 148L235 150ZM147 147H148V149H147ZM151 147H153V149ZM159 147H161L162 149L159 148ZM179 147L182 150L179 149ZM227 147L228 148L230 147L231 149H233L231 154L229 152V151H231V149L230 148L227 149ZM236 147L240 148V150L237 149ZM150 148H151V150H150ZM195 148H196V150H195ZM217 148L219 149V151H222V152L218 153V149ZM261 148L263 150H260ZM192 149H194L193 153L196 152L194 154H197L198 157H196V155H195V157L192 156V155H194L192 153ZM244 149L246 151H244ZM249 149H251L252 151L249 150ZM153 150H155V151L153 152ZM213 150L217 151V155H219L220 153L222 154V155L220 154L221 157H222V160L220 159L221 158L220 156L215 155L216 153H214V152H216V151H213ZM227 150H228V153L231 155V157H230V155L228 153L225 154L227 152ZM236 150H238V151H236ZM175 152H176L177 155L175 154ZM180 152L182 153L183 157H182V155H178ZM236 152H238L239 156L236 154ZM134 153L136 154V152H134ZM165 153L167 155H171V157L170 158L167 157V155ZM211 153L212 154L214 153V154L212 155ZM156 154H157V156H156ZM235 154H236L237 157L235 156ZM208 155L212 156L211 158H213V160H215V157H217L216 160L220 159L222 162H223V159H224L225 155H227V156L230 157V160L234 159V160H231V162L236 160L237 163L241 164V166H239L240 164H238V166L236 165V167H238V168L241 167V172L243 174L239 175L240 174L239 173L240 172V168H239V172H238L239 174L236 173V171H234V176H232V181L234 182L233 179L236 178L239 175V178L242 180L243 183H245V182L250 183V185L248 183H245L246 184L245 188H247L249 186L250 188L249 187L248 188H249L250 192L248 194V192H247L248 189H245L244 186H242L244 184H241L240 187L237 186V188L238 189L239 188L242 189V193L239 194L240 190L237 191V189H235L237 192L235 191L236 192L235 193L233 191L234 192L233 195H235L234 197H236V195H237L238 198L236 197V202H238L239 201V196L241 197L242 194H243V196L247 197V202L246 203H245V201H242L241 204H240V202L239 203H235L234 202L235 199H233V195H232V200L233 201H231L233 204L230 201H223L222 200V198L220 196V193H218V191H217V187L220 186L221 182H220V180H218V177H216L217 180H215V177H213V175H215V173H213V172L218 170L217 166H222L221 165V161H220V163L214 161L215 163H213V165H210V167H209V164H206V163H209L210 161L213 162V160L210 159V158L208 159V157H209ZM232 155H234L235 158ZM259 155H261V156H259ZM158 156H159V159H158ZM163 156H164V158H163ZM165 156H166V158H165ZM177 156H179V158H181V160H179ZM202 157H205V158L203 159ZM229 157H227V160H228ZM257 157H259V158H257ZM261 157H262V159H261ZM156 158L158 160H156ZM184 158H186L187 161L189 159L190 162H187ZM197 158H199V159H197ZM165 159H169V160L166 161ZM183 159L185 160L184 162L182 161ZM205 159L208 162L205 163ZM237 159H239V161ZM258 159H259L260 162H257ZM230 160H228V163H230L229 162ZM195 161L199 162V164L197 163L198 165H196ZM234 163L236 164V162H234ZM234 163H230V164H234ZM210 164H211V162H210ZM235 164H234V166H235ZM205 165L206 166L208 165V166L206 167ZM111 166H112V168H111ZM123 166H125V167H123ZM155 166L156 165H153L154 171L156 172L157 171L156 170L157 167L155 168ZM227 166L229 167V164ZM234 166L230 165V167H232L231 168L232 170L236 169V168H234ZM120 167L121 168L123 167L122 169L124 171H122ZM153 167H150L149 170L153 171ZM205 167L207 168V170H206ZM57 168L66 171L67 167L58 166ZM159 168H158V170H160ZM238 168H237V171H238ZM134 169L137 172L136 171H132ZM228 169L230 170V174L232 175L233 173H232L231 169L230 168H228ZM112 170H114V172L115 171L118 172L120 170V172H118V175L120 173L119 176H122V178L121 177L119 178L118 175H115L117 173H115V174L112 173ZM165 170L167 172H165ZM121 171L122 172L128 171L129 172V173L127 172L128 175H130V172H131L132 175L133 174H138V175L141 174L143 178H138L137 179L138 183L135 181V183H137V184H134V183L132 184L131 183L132 181H129L130 178H127V176H126L127 174L122 173ZM134 172H136V173H134ZM147 174L149 176H146ZM159 174L162 177H160ZM173 174L178 179L174 178ZM235 174H237V175L235 176ZM260 175H261V177H260ZM123 176H125L127 179H125V177L123 178ZM167 176H169V178H167ZM170 177L172 179L174 178L173 181H171L172 179H170ZM150 178H152V179H150ZM245 178H248V179L245 180ZM249 178L251 180H249ZM139 179H141V180L144 179V181L142 180L143 183H141V181L139 182L138 181ZM146 179H147V181H146ZM211 179H213L212 180L213 182L211 181ZM175 180L177 182H175ZM236 180L239 181L238 178H236ZM161 181H163L162 184H161ZM170 181L172 183L174 182L176 185L180 186L179 188H181V189L183 188V190H181V189L180 190L182 192L181 194H183V193L184 194L181 195L180 193L177 192V194H175V196L173 195V198H172L171 197L172 195L170 196V194L168 192L170 190V188L168 190V187H170L172 185V184L170 185ZM214 181H216V182L218 181L217 182L218 184L216 182H214ZM146 182L149 183V185L147 184L149 186V188H150L149 190H147V188H145V187H147ZM113 183H114V185H113ZM124 183H125V185L127 184V186H125L127 188L124 187ZM150 183H152V184H150ZM236 183L234 182L235 185H237L239 182L237 184ZM138 184H140L141 186L142 185L144 186V184H145L144 188L147 191H145V189H144L145 192L143 191V189L141 190V188H143V187L140 186V190L141 191L139 192V186L137 187ZM159 184H161V187H160ZM175 184H174V187L172 186L173 190H175V187H177V186H175ZM150 185H152V186L150 187ZM167 185H169V186H167ZM129 186L131 188V191H130ZM155 186L156 187L159 186L160 187V191H159V187L156 188ZM117 187L118 188L121 187V188L117 189ZM113 188L116 189V190H114ZM152 188H153V190H152ZM125 189L126 190L128 189V191L125 192ZM133 190H135V191L133 192ZM151 190L152 191L155 190V193H157V195H158L159 192L162 193V191H163V194H164V191H165V195L161 194V195L157 196L154 193H152L153 195H151V192H150ZM173 190H170V191L173 192ZM184 190H185L186 193L184 192ZM118 191H119V193L120 192L122 193V194L120 193V196L117 193ZM156 191H158V192H156ZM128 192L132 193L131 197L129 196L130 198L128 197V195H129ZM146 192H148V194ZM172 192H171V194H172ZM245 192L247 193V195H246ZM125 193H127V194H125ZM174 193H176V192L174 191ZM133 194H134V197H133ZM249 195H251V197H252V198H250V200L252 199L251 200L252 202L248 199L250 197ZM124 196H125V199H124ZM155 196H157L158 198L160 197L159 200H161L160 201L161 204L159 203L158 198L155 197ZM162 196H164L163 200L161 199ZM257 196H258V198H261V199H258ZM127 197L129 198L128 202L129 201L131 202V204L128 203V206H126V204H124V203L127 202L126 201L128 199ZM146 197H147V199H146ZM148 197H152L154 199L157 198V201H158V202L156 201V204H158L157 207H155L154 202H153L155 200H153L151 198V201L153 200L151 202L150 198L148 199ZM245 197H243V198L245 199ZM131 198H133L132 199L133 202L136 203V204L134 203V205H138V204L141 205V203L145 204V203L148 202L147 204L150 203V205H149L150 208L155 207V208L159 209L158 207H159V205H161L160 206V211L163 210L161 208H162V206H164L163 207L164 208L163 213L165 214V216H163L164 217L163 225H165V226L161 225V227L156 228L155 232L157 234L152 236V234H154L155 232H154V230H152V232H154V233H152L151 229H150V226L147 224V222H148V218H146L147 214L146 215L144 213L140 214V216H142L141 218H143L144 222L146 221L145 223L142 224L139 221V220H141L139 214L132 213V212H134L132 210L134 208H136V209L139 208L140 210L145 211L146 209H149V206L147 204H146V206L143 204V205H141V208L138 207L139 205L138 206H134L132 208V206H133L132 203L133 202H132ZM164 198H165V200H164ZM243 198H242V200H244ZM20 199L23 200V202H24L23 205L24 206L23 205L21 206L22 203L18 201ZM95 199H96L95 197L93 199V196H91V197H89L88 200L90 202H93V201H95ZM117 199H119V203H118ZM142 199H144V201H142ZM0 200H1V198H0ZM123 200H125V202ZM146 200H147V202H146ZM259 200H262L263 203H262V201H259ZM169 201L172 202V205H171V203ZM249 201L252 203V205H251V203H249V205L247 204ZM259 202L262 203L261 204L262 205L261 208L258 207L259 204L257 205V203H259ZM0 203H4V202L0 201ZM26 204H28V205H26ZM118 204L119 205H121V204L123 205L124 204V207H125L124 210H123V207H121L122 205L119 207ZM169 204L171 206H169ZM245 204H247L249 208L247 207V205L245 207ZM250 205L252 207H250ZM254 205L257 206V207L255 209H252V208L255 207ZM129 206L131 208H129ZM166 206L169 207V208H167ZM109 207H111V208H109ZM126 207H128V208L126 209ZM143 208H144V210H143ZM114 209H115V211H114ZM170 209H171V211H170ZM198 209L199 210L201 209V211L205 212V213L204 214L201 213ZM128 210H130V212ZM246 210L247 211L249 210L248 213H247ZM125 211H127V212H125ZM165 211H166V213H165ZM109 212H111V213H109ZM134 215L136 217H134ZM99 217H100V219H99ZM130 217L132 218L133 221L136 220L135 224L133 222L134 225H136L138 223L137 221H139V223L142 224L143 227H139V226H141L139 224H137L136 227H133L134 225L132 224V220H131ZM144 217L146 219H144ZM166 217H168V218H166ZM136 218H138V219H136ZM210 219L215 220L217 223H221L222 227H224L226 225V221H229L230 219H232V220H230V224L231 225L233 224V227L235 226L234 228H237V230L239 228V232L237 233V230L236 229L234 230V228L230 225V229L232 230V231L229 230L230 240H231L230 245L232 244L231 245L232 246L231 250L232 249H234V250H232L231 253L229 252V253H227V254L225 253V254L227 255V257H228V254H231V256H229L230 257L229 259L232 260V261L228 262L226 255L223 256V253H222V247L224 245H222L220 242H221V240L224 239V233H217L218 231L214 232V231H210L209 230L208 223L209 224L211 223ZM143 220H141V222H143ZM180 221H181V223H180ZM131 225H132V229H130ZM82 226L84 227L86 225L85 224L81 225V223H79V227L82 228ZM147 226L149 227V229L147 228ZM236 226H239V227H236ZM144 227H145V229L148 230L147 231L148 233L151 232L150 233L151 235H149V237H148L147 232H145V229H143ZM71 228H69V229H71ZM94 228L91 229V230H93V232H98L97 228H98V230H101V226H98V225H96V231H95ZM184 228H186V229L188 228V229L185 230ZM133 229H135L134 230L135 233H134V231H132ZM182 229H183V231L185 230V232H184L185 234H188L187 236H185V234L183 233ZM137 230H138V232H136ZM143 230H144V233H143ZM214 230H216V229L214 228ZM72 231L74 232V228H73ZM131 231L133 232V234L130 233ZM241 231H242V233L244 232V234H242ZM73 232H70V233L72 234ZM82 232H84V231H82ZM186 232H188V233H186ZM137 233L139 234V236H141V238L143 236V240L138 238L139 236H138ZM85 234L88 235L89 232L86 233V231H85ZM235 234H238V235L241 234V236H239V238H238V235L236 236ZM72 235H74V234H72ZM232 235H233V237H232ZM234 235H235V237H234ZM144 236H145V238H144ZM236 238H238V239H236ZM146 239H148V240H146ZM235 240H236V242H238V244L236 242L235 243L233 242ZM142 241H144V242L146 241V242L144 243ZM226 242H227V244H229V240H227ZM236 245H238L239 248ZM239 245H241V246H239ZM233 246H236L235 248H237V249H235ZM252 246H253V248H252ZM153 250H154V252H153ZM241 250L244 251V253ZM248 250H250V252ZM237 252H239V253H237ZM246 252H247V254H246ZM165 253L168 254L166 258H164V254ZM234 253H235L236 256L233 255V257H234V259H233L232 258V254H234ZM248 253L250 254L249 256H251L250 259H249V256H247ZM69 254H67V256ZM259 254L262 255V256H259ZM154 257H155V259H154ZM219 257H221V258H219ZM257 257H259V258H257ZM224 258H225V260H224ZM242 258L244 259V263H241V262H243ZM247 258L249 260H247ZM147 259H149L152 262H148ZM240 259H242V260H240ZM153 260H155L154 263H153Z\"/></svg>", "mask_w": 264, "mask_h": 264}, {"label": "built area", "instance_id": "obj_3", "mask_svg": "<svg viewBox=\"0 0 264 264\" xmlns=\"http://www.w3.org/2000/svg\"><path fill=\"white\" fill-rule=\"evenodd\" d=\"M167 255H168V254H167V253H165V254H164V258H166V257H167ZM177 264H183V263H182V262H179V263H177Z\"/></svg>", "mask_w": 264, "mask_h": 264}]
</instances>
